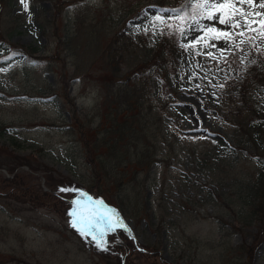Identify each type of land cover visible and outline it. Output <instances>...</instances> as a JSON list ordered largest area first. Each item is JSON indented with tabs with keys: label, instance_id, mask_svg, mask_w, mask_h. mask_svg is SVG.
Listing matches in <instances>:
<instances>
[{
	"label": "rangeland",
	"instance_id": "obj_1",
	"mask_svg": "<svg viewBox=\"0 0 264 264\" xmlns=\"http://www.w3.org/2000/svg\"><path fill=\"white\" fill-rule=\"evenodd\" d=\"M66 1L58 5V15L53 10L57 0H28L27 11L19 0L1 3L5 8L11 5L22 21L19 26L13 19L10 24L9 18L0 21L5 42L33 48L36 57L52 56L56 51L61 57L49 63V68L31 61L7 70L0 62V175L11 180L15 175L24 176L22 182L33 183L36 197L33 202H22L21 194L15 191L18 198L0 199V264H264V225L261 228L260 213H256L264 179L260 155L264 154V139L261 146L257 137L241 132L233 125L236 120L225 115L231 98L238 101V90L223 86L228 55H234L235 60L249 59L246 36L259 51L264 49L262 26L254 23L251 27L257 31H250L229 28L207 17L191 20L181 40L193 46L194 38L203 39L181 54L180 84H167V88H176L186 108L184 128L179 134L164 126L151 129V135L153 130L157 134L155 148L161 159L154 171L149 168L153 174L146 178L138 171V179L129 180L136 176L133 168L131 176L123 178L124 184H118L123 174L114 167L98 179L85 162L81 136L100 117L95 79L99 65L94 60L90 63L86 49L80 51L79 47L87 42L95 44L87 35L89 31L94 32L97 42L107 44L123 17L127 18L128 9L154 0H71L68 7ZM238 7L264 12L247 4ZM145 9L153 13L149 7ZM75 11L87 12L84 25L76 27ZM235 19L245 24L242 17ZM249 19L260 21L264 16ZM137 21L133 18L128 24L133 26ZM42 24L52 32H41ZM209 26L231 31L232 39L208 40L205 29ZM241 32L244 34L239 35ZM73 33L76 38L65 39ZM234 37L242 47L233 46ZM129 47L128 54L124 51L127 65H135L152 53L149 47L146 51L140 46ZM88 48L94 51L87 45V52ZM53 81L61 85L56 92L62 93V98L50 96L47 89ZM45 93L49 96H42ZM171 114L180 120L175 112ZM70 120L77 121L76 130L66 126ZM3 127H7L4 132ZM203 134L211 141L202 139ZM61 188L78 192H61ZM88 189L119 204L127 215L111 214L115 225L129 227L128 231L119 228L121 233L107 240L113 241L111 246L98 239L99 234L94 239L71 226V201L80 192L86 194L79 197L82 202L87 203V197L94 199Z\"/></svg>",
	"mask_w": 264,
	"mask_h": 264
},
{
	"label": "trees",
	"instance_id": "obj_2",
	"mask_svg": "<svg viewBox=\"0 0 264 264\" xmlns=\"http://www.w3.org/2000/svg\"><path fill=\"white\" fill-rule=\"evenodd\" d=\"M59 3L54 4L56 15L59 14L57 7ZM155 3L160 7L168 5L171 9L170 15H155L148 17L149 19L145 17V21L137 26V30H119L110 35L111 37L105 45L102 42H97L94 32L89 31L87 35L93 38L95 44L87 42V45L91 46L94 51L88 48L87 52V45L79 47L80 51L86 49L85 52L89 54L87 58L90 59V63L94 60V63L99 65V74L95 79L98 86L96 89L100 93V100L97 102L100 117L98 123L93 127H87V133L81 136L85 162L96 173L98 179H102L103 172L107 173L112 167L121 175L123 174L120 177L122 179L119 178L118 184H124L123 178L126 175L131 176L129 170H133V168L136 176H131L129 180L136 181L138 171H143L145 177L148 178L161 160L158 158L155 148L157 134L153 130L151 135L150 130L156 129L157 131L162 126L166 128L167 125V129L170 130V127L176 125L175 121L171 122L166 119L170 111L169 106L174 104L173 101L176 99L174 90L172 87L167 88V84L170 82L176 84L182 77L179 56L185 53L188 47H185V44L180 41L181 31L194 17L204 16L207 12L197 9L193 0H156ZM138 10L135 13L134 10L128 9L127 12L130 15L139 16L142 11L140 8ZM158 16L160 19H157ZM6 19H8L7 24L12 22L11 19L15 20L14 16H9V14ZM83 21L84 19H79L78 14L75 13V22ZM42 26V32H52L47 25L42 24ZM8 29H12V27L10 26ZM0 34V59L3 58L2 50L9 52L11 57L14 51L24 55L23 58L13 61L9 57L5 61L3 60L7 67L21 62L27 64L36 60L37 62L34 61V64L49 68V63L52 65L61 57L60 52L57 51L52 56L36 57L32 53L33 48L27 49L9 41L3 42L2 29ZM73 34L65 36V39L76 38L74 37L76 34ZM67 42L66 49L69 48ZM70 46L74 47L72 44ZM129 46L134 48L140 46L143 51L148 50L146 48L149 47L152 49V53L135 65H127L128 61L124 59V56H126L125 52L129 53ZM247 47L250 48L252 55H257L252 62H239L235 60L234 55H229L226 58L225 68L228 74L224 77V85L228 88H237L239 102L232 97L231 103H229L230 107L225 115L235 119L234 126H237L241 132L257 137L256 140H260L261 146H263L264 52H262L263 55L256 54L252 43H248ZM224 72L223 70V74ZM56 75L59 78V74L56 73ZM57 77L55 79H58ZM57 86L61 85L55 82V87ZM65 96L69 97L67 92ZM166 98L172 99L167 100ZM167 117L170 118V116ZM76 124L77 121L71 120L68 124L69 130H76ZM1 131L4 132V127ZM172 134L179 133L176 130ZM260 155L263 165L264 154ZM147 167L148 170H146ZM9 168L6 167L7 170ZM149 168L153 171H149ZM23 177L15 175V178L11 180L0 175V199L2 197L18 198V195L15 194L17 191L22 196V202H33V198H36L33 183L22 182ZM142 182L138 183V186ZM95 193L101 194L100 192ZM259 197L256 213H260L259 222L262 228L264 225V179L259 188ZM118 202L121 203V201ZM249 249L252 250V246Z\"/></svg>",
	"mask_w": 264,
	"mask_h": 264
},
{
	"label": "snow or ice",
	"instance_id": "obj_3",
	"mask_svg": "<svg viewBox=\"0 0 264 264\" xmlns=\"http://www.w3.org/2000/svg\"><path fill=\"white\" fill-rule=\"evenodd\" d=\"M19 2L25 11L29 9L28 0H19ZM240 4H247L253 9L256 7L264 9V0H197L195 7L202 10L206 9L207 19L215 20L220 24L227 25L229 28H247L250 31H257V29H253L251 25L259 23L262 26V29H264V19L260 21L249 19V17L253 15L264 16V12H247L238 7ZM217 13H220V15H217ZM236 16L242 17L245 24L241 25L240 21L235 19ZM157 19L160 18L157 17ZM209 33L212 35H209ZM243 34V32L239 33V35ZM205 36L208 37V40H220L223 38L227 41L232 39L231 31L220 30L213 26H209L205 29ZM202 39L203 37L194 38L193 46L200 43ZM207 42L208 41L206 40L205 43L207 44ZM208 46L215 47V45L212 44H209ZM185 47H188V45H185ZM208 55L211 56L212 53H208ZM59 191L68 193L78 192L77 189L73 188H61ZM85 195V193L80 192L79 196L71 201L73 208L70 210L68 215L72 218L71 226L73 228H76L81 235L91 234L95 239L96 237L93 232L94 227H96V224L93 222L95 220V209H89L87 203H83L80 200L79 197ZM88 203L102 204V201H93L91 197H88ZM116 223L119 224V221L117 220Z\"/></svg>",
	"mask_w": 264,
	"mask_h": 264
}]
</instances>
